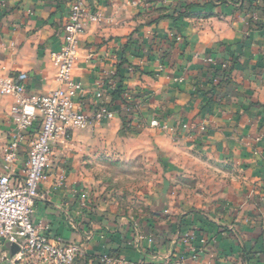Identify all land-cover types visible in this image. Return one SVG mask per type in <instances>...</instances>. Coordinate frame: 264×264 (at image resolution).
<instances>
[{
    "label": "crops",
    "instance_id": "obj_1",
    "mask_svg": "<svg viewBox=\"0 0 264 264\" xmlns=\"http://www.w3.org/2000/svg\"><path fill=\"white\" fill-rule=\"evenodd\" d=\"M88 2L99 21L80 37L71 74L83 86L85 111L92 109L96 92L109 94L124 61L128 106L121 105V113L137 112L149 131H158L149 123L160 120L167 126L162 133L172 139L190 130L188 136L198 144L191 147L222 164L233 161L242 185L240 218L248 216L251 226L240 223L239 241L223 225L229 218L225 211L216 210L211 219V208L178 211L169 238L157 236L152 254L142 255L131 246L130 221L121 218L111 227L100 208L83 209L70 192L76 176L60 177L61 157H68L67 145L78 131L54 145L48 181L40 186L44 199L35 202L32 221L51 241L79 244L83 261L77 264H230L239 256L242 264H264V10L250 14L241 0ZM68 6L69 0H0V79L26 74L27 95L57 87L49 54L59 48ZM185 7L187 16L178 18ZM15 108L13 97L0 96V175L12 178L22 175L35 133L26 135L6 172L3 157ZM123 231L130 240H124Z\"/></svg>",
    "mask_w": 264,
    "mask_h": 264
},
{
    "label": "rangeland",
    "instance_id": "obj_2",
    "mask_svg": "<svg viewBox=\"0 0 264 264\" xmlns=\"http://www.w3.org/2000/svg\"><path fill=\"white\" fill-rule=\"evenodd\" d=\"M121 117L124 126L119 119L118 123L100 122L78 131L67 145L68 157H61L64 164L60 177L63 176L64 181L69 176L77 177L69 190L78 196L82 208H100V213L106 214L102 219H109L106 222L111 227L121 218L130 221V236L135 237L131 246L146 256L152 254L153 245L143 253L145 245L136 243L138 237L151 236L153 241L157 236L169 238L168 231L175 224L178 211L197 209L206 213L203 212L205 208H211L210 219L214 217L210 214L216 210L225 211L229 218L223 225L225 228L230 226L240 241V223L245 221L244 225H251L247 224L245 214L240 218L242 185L235 163L230 160L222 164L220 158L214 159L191 147L198 144L194 142V136H188L190 130L187 131L189 134L172 139L164 135L163 130H147L146 122L137 112L126 111ZM214 163L224 165V168L214 167ZM236 219L238 224L234 222ZM148 223H151L150 231L147 230ZM235 224L237 226L232 228ZM127 233L123 231L122 234ZM123 238L130 240L125 235ZM73 244L80 248L79 244ZM250 250L252 255L256 254ZM13 259L16 258H8L0 238V264H42L33 258L20 262H13ZM79 260L83 261L78 256L73 264ZM229 262L242 264L240 256Z\"/></svg>",
    "mask_w": 264,
    "mask_h": 264
},
{
    "label": "built area",
    "instance_id": "obj_3",
    "mask_svg": "<svg viewBox=\"0 0 264 264\" xmlns=\"http://www.w3.org/2000/svg\"><path fill=\"white\" fill-rule=\"evenodd\" d=\"M88 1L69 0L59 48L49 54L57 83L54 90L44 95H27V76L23 73L0 79V96L13 97L16 104L13 128L8 134L4 150L6 172L14 163L26 135L35 131L29 143L22 175L16 178H12L9 173L0 175V238L19 247V253L15 255L19 261L33 258L42 264H73L81 253L74 244L51 241L45 229L32 221V213L35 202L44 199L40 186L48 181L54 145L91 123L109 122L117 117V111L110 104L109 94L106 96L101 91L95 93L90 112L85 111L83 86L71 77L80 37L89 25L99 21ZM253 2L264 10V0ZM253 18L256 19V16L253 15ZM175 40L179 42L180 38L176 37ZM114 87L115 84H112L109 90ZM124 94L122 97L126 101ZM149 126L167 130V126L156 118L150 121ZM141 242L145 245L142 252L147 253L153 245L152 237L140 236L136 243L139 245Z\"/></svg>",
    "mask_w": 264,
    "mask_h": 264
},
{
    "label": "trees",
    "instance_id": "obj_4",
    "mask_svg": "<svg viewBox=\"0 0 264 264\" xmlns=\"http://www.w3.org/2000/svg\"><path fill=\"white\" fill-rule=\"evenodd\" d=\"M245 2L248 4L246 7L247 12H250V14H254V13H256V14L261 13L262 14L263 10L260 7H258L257 5H255L253 0H241V5L243 6V4ZM184 9H185L184 12H182V13L179 12L178 18H183V17L187 16L188 7H185ZM249 22H252L251 18L249 19ZM176 37H179V36H175L174 40ZM135 50H138V49L135 48ZM133 54L137 57H140L137 53H133ZM123 64H124V61L122 62V65L120 64L117 66L116 74L114 76L116 83H115L114 89L109 92V96H110L109 99H110V104L112 105V108L117 111V117L122 121V125L124 126V124H125L124 118L121 117L122 113H121V109L119 107V105H121V104L128 106L127 103L125 104V101L123 100V97H122V94L126 92V87L123 84V80H124L123 71H121V67L123 66ZM261 250H263V249H261Z\"/></svg>",
    "mask_w": 264,
    "mask_h": 264
},
{
    "label": "water",
    "instance_id": "obj_5",
    "mask_svg": "<svg viewBox=\"0 0 264 264\" xmlns=\"http://www.w3.org/2000/svg\"><path fill=\"white\" fill-rule=\"evenodd\" d=\"M4 248L8 253V258L12 259L16 254L19 253V247L16 244L10 243L8 241L4 242Z\"/></svg>",
    "mask_w": 264,
    "mask_h": 264
}]
</instances>
